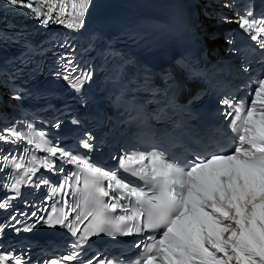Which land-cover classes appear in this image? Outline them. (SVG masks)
<instances>
[{
    "label": "snow or ice",
    "instance_id": "obj_1",
    "mask_svg": "<svg viewBox=\"0 0 264 264\" xmlns=\"http://www.w3.org/2000/svg\"><path fill=\"white\" fill-rule=\"evenodd\" d=\"M6 3L25 9L44 25L55 22L79 30L93 0ZM238 15L239 27L264 50V13L257 18L249 7ZM63 67L68 73L77 71L71 58ZM63 78L69 80L70 75ZM89 79V72H81L71 77V87L79 91ZM245 88L244 97L221 100L227 106L225 118H231V143L214 146L202 155L193 153L191 159L183 161L158 151H133L121 157L118 168L109 169L93 163L86 154L54 144L48 133L32 125L26 130L2 128L0 141L25 145L18 156L0 153V162L13 177L2 186L19 195L23 185L33 183L32 177L41 167L63 172V167H56L60 160L76 168L51 186L47 197L59 194L62 207L58 210L52 206L48 216H40L36 223L60 225L73 236L79 234L72 248L101 233L114 236L152 232L155 235L136 245L142 247V252L132 264H264V72L249 80ZM92 139L86 133L79 143L83 149H91ZM38 152L44 155L38 156ZM43 183L48 185L49 181ZM35 186L40 187V183ZM69 196L77 198L71 205ZM11 207L8 198L0 202V209ZM36 215L31 213L32 217ZM11 219L21 223L15 216ZM35 226L30 224L25 230ZM3 230L0 226V233ZM73 261L85 264L79 251L45 264ZM0 264L26 261L13 254H0ZM86 264H93V260ZM97 264L116 261L99 260Z\"/></svg>",
    "mask_w": 264,
    "mask_h": 264
}]
</instances>
